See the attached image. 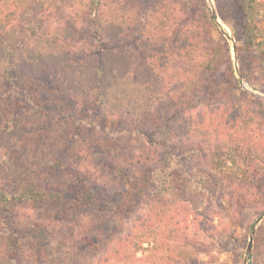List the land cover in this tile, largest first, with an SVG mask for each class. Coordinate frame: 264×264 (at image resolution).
Listing matches in <instances>:
<instances>
[{
  "label": "trees",
  "instance_id": "16d2710c",
  "mask_svg": "<svg viewBox=\"0 0 264 264\" xmlns=\"http://www.w3.org/2000/svg\"><path fill=\"white\" fill-rule=\"evenodd\" d=\"M215 4L0 0V264L242 261L244 209L264 213V97L217 17L264 93V0ZM86 182L117 187L116 209ZM255 237L264 264V220Z\"/></svg>",
  "mask_w": 264,
  "mask_h": 264
},
{
  "label": "rangeland",
  "instance_id": "374dc122",
  "mask_svg": "<svg viewBox=\"0 0 264 264\" xmlns=\"http://www.w3.org/2000/svg\"><path fill=\"white\" fill-rule=\"evenodd\" d=\"M208 2H209V6L212 9H215V11H216L215 0H208ZM59 13H61V12H59ZM217 20H218V23L220 24V27H221L222 31L224 32V36L227 38V40L229 41V43L231 45V56H232V59H233V62H234V66L236 67L237 70H239L240 69V62H239V58H238V52H237V49H236V46H235L236 45V42H235V40L233 38V30H232V27H231V25L229 23H227V22L223 21L221 18H219V16L217 17ZM258 25H259V27L261 29V34H260V36L258 38V41H264V21L259 22ZM215 35H216L217 38H220V34L218 32H215ZM97 48L99 50H102L104 47L100 44ZM239 78L241 79V77H239ZM243 81L248 84V82H246L245 80L241 79V85L242 86H243ZM248 86L252 90H254V92H252V91H250L248 89H246V90H248V91H250V92H252V93H254V94L258 95V96L264 97V93L262 91H259V90L254 89L249 84H248ZM104 137H105V133H101V132H97V134L93 137V139L91 141H93L95 143V145H93V148L95 150H97V148H98L97 147L98 144L96 142L99 141V139H102ZM104 153H105L104 149L100 148V150H97V154H94V157L101 158V157H103ZM101 154H102V156H100ZM84 185H85V190L92 191V192H95V193H97V191H99V190H102V191H105L106 190L107 196H106V198L104 197V200L106 199V201H107V202H105L106 203V207L110 211H112V209H116L114 207V205L119 202L118 199H119V196H120L119 189L117 187H109V188H106L105 189V187H102L100 185H97V186L96 185H92L89 182H86ZM105 203H103L104 210H102V211L98 210V209H100V206L102 205V203H98V204L97 203H94V207L95 208L92 210V212L97 213V214L101 213L102 215L105 216L107 214V213H105ZM148 208H149V205H148V202H146V201L145 202H141L139 204L137 203L135 205L132 213L129 216H127L126 218H124L123 231L121 233H118V234H125V233H127V231L129 230V228L135 223V221L140 216H142L148 210ZM28 211L30 213L31 218L33 219V222L36 221L39 224V226H41V228L38 229V232L40 233V236L42 237V233H44L43 232V228L44 227L46 228L47 221L44 219V217L42 215L39 216L37 219H34L33 218L34 212L32 210H28ZM243 215H244V220H243L244 223H243L242 233H243V235L245 237H247L248 243H249V236H250V232H251L252 227L248 231L247 230L248 225H249V223L251 221H253L254 223H256L257 219L261 215H259L256 218V211H255V207L254 206H246V208L244 209ZM118 216H120V215H118ZM219 219H220V217H217V221H219ZM261 222L256 226L255 229H257L259 227V225L261 224ZM48 226H49V224H48ZM46 230H47V228H46ZM35 232H37V230ZM47 232H48V230H47ZM106 236H107V233H105V232L102 235H99L98 236V238H99V240L101 242L100 248H97V253L96 254H90L89 256H87L89 260L97 259V258H99L104 253V251H105V241H106L105 240V237ZM256 242H257V240H256V237L254 235V245H253L252 255L254 254V251H255V243ZM39 244L41 245L42 243H39ZM40 245H39V247L41 248ZM247 246H248V244H247ZM92 250H94V249H92ZM243 250H244L245 253H244L243 257H242V261L239 262L238 264H244L245 255H246V252H247V247L243 248ZM146 253H147L146 251L140 252V253H138L137 256L140 257L143 261H146L148 259V258L145 257L146 256ZM221 261H224V264H235L234 263V258H233V256H232V254H231L230 251H226L224 254H221ZM249 261H250V259H249ZM249 261H248V264H249Z\"/></svg>",
  "mask_w": 264,
  "mask_h": 264
},
{
  "label": "water",
  "instance_id": "95a60500",
  "mask_svg": "<svg viewBox=\"0 0 264 264\" xmlns=\"http://www.w3.org/2000/svg\"><path fill=\"white\" fill-rule=\"evenodd\" d=\"M213 11H214V14L217 15L215 9H213ZM237 75H238L239 77H241V75H240V71H239V70H237ZM241 79H242V78H241ZM243 87H244L245 89H248V90L254 92V90H252V89L248 86V84L245 83L244 81H243ZM255 93H256V92H255ZM263 219H264V213H263V214L257 219L256 223H254V225H253V227H252V229H251L250 236H249V243H248V246H247V252H246V255H245L244 264H248V261H249V259H250L251 256H252L253 245H254L255 228H256V226H257V225H258Z\"/></svg>",
  "mask_w": 264,
  "mask_h": 264
}]
</instances>
